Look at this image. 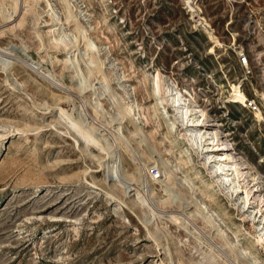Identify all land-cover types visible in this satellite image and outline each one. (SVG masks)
<instances>
[{"label": "rangeland", "instance_id": "374dc122", "mask_svg": "<svg viewBox=\"0 0 264 264\" xmlns=\"http://www.w3.org/2000/svg\"><path fill=\"white\" fill-rule=\"evenodd\" d=\"M157 73L206 114L200 128L211 141L202 145L237 186L220 184L205 153L190 149L176 179L188 174L197 188L211 185L215 202L198 190L180 202L189 212L199 207L194 199L207 204L247 263L264 264V0H0V264H172L148 234L151 212L131 206L136 191L153 202L165 198L173 176L162 173V162L189 148L172 110L167 120L155 112ZM231 86L243 103L233 102ZM123 104L133 108L131 122L119 115ZM79 108L103 149L59 115L78 122ZM104 137L116 147V175L104 169ZM152 166L160 177L148 174L142 189ZM156 209L175 236V261L224 264L218 252L229 249L219 251L216 227L175 203ZM171 213L189 217L198 240L173 225Z\"/></svg>", "mask_w": 264, "mask_h": 264}, {"label": "bare ground", "instance_id": "6f19581e", "mask_svg": "<svg viewBox=\"0 0 264 264\" xmlns=\"http://www.w3.org/2000/svg\"><path fill=\"white\" fill-rule=\"evenodd\" d=\"M16 3L17 2L15 1L14 2V11H16V8H17ZM195 22L196 23H198V22L202 23L203 22V26L205 29L209 27V25L203 19L197 18V19H195ZM78 30L82 32V31H84V28L78 27ZM56 32H57V30H56ZM207 35L209 36V39L212 42L217 43L215 37L208 30H207ZM55 41L59 44H62V46L67 45V43L65 42V40L61 36L56 37ZM89 43H90L89 47L95 48V45L91 41H89ZM2 64L4 67H7L9 65L5 61H3ZM99 64H98V66H100ZM25 66H27V65H25ZM28 68L34 69L31 63H28ZM44 75H40V76L43 77L44 79H46ZM49 76H48V78L51 80V82L53 84H57L54 82V77H52V75H50V74H49ZM105 78H106V76H105ZM151 78H152V82H151L152 83V93L154 95V100H155L154 108L156 107L155 112L156 113L158 112V113H160V115H163V117H165V115H167V108H170L172 110V112L174 113V117L177 121V122L176 121L175 122L178 123L181 127H183V130H184L183 134L185 135V139L187 141L189 148L181 149L179 151V157L173 159V161L166 160V161L162 162L164 165V167L162 168V173L165 175L166 170H167V172H169V177L173 176L172 183L170 184L171 186L170 185H163L162 192H163L165 198H162L158 201L155 200V202H153L151 200V198H149V199L146 198L148 196L143 197L140 193H138L136 191V194L133 195L134 199L132 198L133 200L131 202V204H132L131 206L132 207L138 206V207L142 208L143 210L147 208L151 212V218H146V222H145V225L150 226L148 228V234L150 235V238L154 240V242H156L158 245L162 246L164 249H167L168 258L172 261V264H179V260L177 259L175 261L173 258V255L176 254L175 249H177L176 248V242H175V236L172 234L170 229L168 227H166V224H165L166 219L164 218L166 215H161L160 211H157V209L155 210L156 207L159 208V206L162 207L164 205H170L172 203H175L178 207H181V209H185L190 218L194 219V218H197L198 216H200L201 220L204 221L206 224H209L212 227H216V231H217L216 233L218 235L217 237L220 238V240H221L219 251H220V249L222 250L223 248H225L227 246L229 249L228 252L227 251L222 252L223 250L218 252L220 254L219 257L224 262V264L225 263L226 264H236L238 260H240V262H242L243 264H248L247 261L245 260L246 259L245 258L246 251L244 249L236 248L235 246L233 247L232 244H230L228 242V239H227L225 233L218 226L217 222L215 221V219L213 217V214H212L213 212L212 213L210 212V209H209L207 204L201 202L200 200L194 199L199 204L200 208L197 207L196 203L194 202L193 204L197 207L196 211L195 212H189L187 210V207H186L188 203L183 202V201H186L187 196L196 198L195 195H196L197 190L199 191V193L202 196L208 197V199H209L210 198L209 194L211 192V185H203L204 186L203 188H197L196 185L191 182L190 176L188 174L184 178L176 179L177 175H176L175 171L177 169H181L183 167L185 168L187 163L190 162L189 156H188L189 154H187V152H189L191 149V151L195 150V151H200V153L201 152L205 153L203 160H204L205 164H211V168H210L211 173L210 174H215V176L218 177L217 180L220 184H225V185L229 186L233 192H235L237 190V186L230 179V174H229V170L227 169V165L221 164L220 160H217V162L213 161L212 158L214 156L213 157L210 156L211 154H208L209 152H207L209 149L208 146L202 145V142L211 141L210 138H207L208 134L205 131H204L205 132L204 133L203 130L200 128L201 125L203 123H205V121H206L205 120L206 114L202 110L190 107L187 103V98H185V95H187V93L184 90L183 91L178 90L173 85L166 84L164 82L161 74L157 73ZM48 82H50V81H48ZM56 87H58V85ZM111 92H113V93H111L112 94L111 97H113L114 96V90H112ZM229 96L234 98V100H233L234 103H240L241 104L244 102V99H245V97L241 93V91L238 90L237 87H235V86L234 87L231 86V92H230ZM158 107H160L161 111H159ZM121 109H122L121 112H119L121 119L123 120V118L124 119L126 118L129 120V122H131V117L134 116L132 106L128 105V104L127 105L123 104V107ZM81 110L82 109L79 108V111H78L79 121L78 122H74L73 120H71L70 117L68 115H66V113L63 112L62 110H59V113H60L59 115H61L62 118L64 117L63 119H66L65 120L66 122L67 121L69 122L68 124H70V128L74 130L73 132H76L78 136H81L85 143L92 144L94 147L98 146L101 149H103L101 146H99L98 141L96 140V138L93 135L94 134L93 132H97L98 129L94 128L92 125L89 124V122L87 123L81 117ZM256 110H258V109H256ZM166 120H167V118H166ZM80 122L83 123L82 126L80 125ZM86 123H87V125H86ZM172 125L173 124L170 123V126H168V130H170V128L172 129ZM120 126H121V124H120ZM122 127H123V125H122ZM122 127H118L117 131L122 132ZM101 141H104V143L106 145V149L108 151L107 152L108 160L104 166L105 167L104 169L114 170V168L116 167L117 160H118L116 147H114L112 144H110L108 141V138H106V137H104L103 140H101ZM104 148H105V146H104ZM126 151L128 152L129 150L126 149ZM221 158H224V160H227L229 158V156L226 154V155H223V157L221 156ZM176 162L178 164H175ZM168 163H169V165H168ZM113 173H114V175H116L115 170ZM148 174H149V167H145V169L142 173V176H141V180H140V185L142 186V189L143 188L147 189V185L149 188L150 181L148 179ZM158 174H159V172L157 170V178L160 177V175L158 176ZM112 179H113V177L110 180H112ZM115 181H118L117 178L113 179V182H115ZM118 182H120V181H118ZM172 191H174V192H172ZM150 192H152V190L149 191V193ZM147 195H148V192H147ZM175 196L177 197L176 199H174ZM181 199H183V201L180 202ZM210 199L212 202H215L214 200H212V198H210ZM225 215H226V213H223V216H225ZM189 217L182 216V218H179L177 215H174L173 213H171L166 218L169 219V221L172 222L173 225H175L176 227H181L184 231L191 234L193 237L197 238V240H198V237L196 236L197 234H195L196 233L195 231L197 229H195V227H192L193 224L192 223H191L192 225L190 224L191 221L189 220ZM263 238H264V233H263ZM263 238H261V239H263ZM231 246H232V248H231ZM228 253H230V255H227ZM179 259H183V261H185L186 264L192 263L189 260L186 261L183 256H180ZM211 259H212V257H211ZM214 264H218V263L215 262Z\"/></svg>", "mask_w": 264, "mask_h": 264}, {"label": "built area", "instance_id": "2783aa9c", "mask_svg": "<svg viewBox=\"0 0 264 264\" xmlns=\"http://www.w3.org/2000/svg\"><path fill=\"white\" fill-rule=\"evenodd\" d=\"M238 61H239L240 65L246 66V57L244 56V54L242 52H240L238 54ZM246 103L248 106H250V107L252 106V107L256 108L254 100H247ZM149 174L153 177H157V168L155 166L150 167L149 168Z\"/></svg>", "mask_w": 264, "mask_h": 264}]
</instances>
